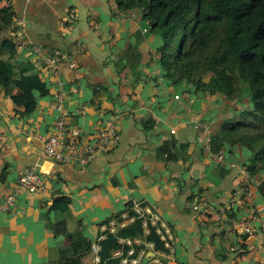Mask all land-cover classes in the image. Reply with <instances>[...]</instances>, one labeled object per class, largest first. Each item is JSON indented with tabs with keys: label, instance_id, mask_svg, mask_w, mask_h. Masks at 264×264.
<instances>
[{
	"label": "crops",
	"instance_id": "crops-1",
	"mask_svg": "<svg viewBox=\"0 0 264 264\" xmlns=\"http://www.w3.org/2000/svg\"><path fill=\"white\" fill-rule=\"evenodd\" d=\"M3 2L25 21L19 28L14 63L33 60L29 51L33 45L45 54L56 50L68 54L76 64L72 80L64 79L69 126L88 142L115 117L120 139L85 167L56 163L42 154L56 117L53 80L40 74L47 94L37 98L30 116L14 112L10 91L0 95V196L13 191L17 174L26 168L37 169L45 186L43 193L21 195L8 213L0 214V264L58 262L64 252L68 255V235L80 233L92 247L109 223L129 212L136 215L134 206L160 215L169 252H154L146 243V254L140 252L123 264H141L147 255V264L264 261V199L258 179L251 206L237 208L234 217L248 219L254 231L244 251L229 253L234 241L224 238L216 221L229 208L230 195L241 187L247 163L243 151L223 152L220 164L207 149V141L219 136L222 123L229 119L213 115L214 103L221 109L225 103L216 97L183 96L166 85L153 57L158 41L141 32L146 28L140 18L136 22L118 14L112 0ZM34 68L40 70L35 63ZM206 126L210 137L204 133ZM170 140L176 160H166L159 151ZM193 164L204 166L198 181L189 175ZM224 170L228 173L219 178ZM202 199L215 211L211 218L193 209ZM143 228L147 233V226ZM82 261L95 264L92 252Z\"/></svg>",
	"mask_w": 264,
	"mask_h": 264
},
{
	"label": "trees",
	"instance_id": "trees-1",
	"mask_svg": "<svg viewBox=\"0 0 264 264\" xmlns=\"http://www.w3.org/2000/svg\"><path fill=\"white\" fill-rule=\"evenodd\" d=\"M3 1L0 0V95L10 91L14 112L30 116L36 109L37 98L45 96L47 89L33 60L14 63L18 19ZM112 2L118 14L135 13L147 32L156 37L153 57L166 85L183 96L216 97L227 102V107L235 106L236 114L226 119L219 136L209 141L210 152L243 151L247 155L243 167L258 179L257 189L264 199V0ZM174 144L173 140L166 141L159 148L166 160L177 159L171 153ZM227 173V170L220 172L219 178ZM60 203L62 200L56 201L55 206ZM237 210L227 209L224 217L234 218ZM200 216L212 217L205 213ZM128 217L135 221L114 234L104 232L98 264H122L124 260L136 259L140 252L146 254V243L153 246L154 252L168 254L155 227L147 224L145 233L141 219L132 212ZM68 237L71 241L68 255L64 252L58 262L51 264H83L90 242L80 233ZM233 241L237 253L245 250V243ZM115 253L119 256H114Z\"/></svg>",
	"mask_w": 264,
	"mask_h": 264
},
{
	"label": "built area",
	"instance_id": "built-area-1",
	"mask_svg": "<svg viewBox=\"0 0 264 264\" xmlns=\"http://www.w3.org/2000/svg\"><path fill=\"white\" fill-rule=\"evenodd\" d=\"M24 19L17 20L19 28H23ZM30 55L33 57V62L40 69L41 74L45 78L53 80L54 86V108L56 117L52 127L51 134L43 141L42 154L45 158L56 163H69L75 167H85L90 164L97 154L105 153L116 147L119 143V133L117 130V118L110 119L104 127L98 131L88 142H82V136L78 129H73L69 126V111L65 106L66 102V82L61 74L59 65L66 64L69 69L74 70L76 64L69 60L68 54L56 50L50 54H45L44 50L39 46L29 47ZM176 99L178 97H175ZM83 113V111H81ZM204 133L208 137L211 136L208 126L204 127ZM209 139V138H208ZM210 141V139H209ZM207 141V142H209ZM207 149L210 152V145L207 144ZM212 154V153H211ZM214 161L222 164L224 163V154H212ZM242 184L241 187L230 195L229 208L235 210L237 208H249L252 203V190L257 182L256 177H252L245 168L241 172ZM45 191L44 178L42 174L35 168H26L17 174L16 184L11 193L0 196V214L8 213L16 204V200L25 193H43ZM198 213H205L215 215V211L209 203L202 199L193 207ZM138 219H141L143 226L147 224L155 227L160 239L167 246L166 237L161 233L160 215L154 210H143L137 206L133 207ZM135 221V218L123 215L120 221H112L109 223L106 230L112 234L127 224ZM218 229L223 230L226 239H236L239 244L246 243L254 238V231L248 219H227L224 215L216 217ZM104 236L97 243L92 245L91 252L94 255V263H99L98 253L100 251V242ZM130 245L129 242H126ZM139 243L138 241L135 242ZM152 247V245H149ZM239 246V245H238ZM236 246H231L230 254L236 252ZM114 256H119L115 253ZM124 260L122 262L126 263ZM167 264H170L169 262ZM259 264H264L261 261Z\"/></svg>",
	"mask_w": 264,
	"mask_h": 264
},
{
	"label": "water",
	"instance_id": "water-1",
	"mask_svg": "<svg viewBox=\"0 0 264 264\" xmlns=\"http://www.w3.org/2000/svg\"><path fill=\"white\" fill-rule=\"evenodd\" d=\"M10 39V38H8ZM61 74L63 76V78L66 81H70L72 80V78L74 77V71L72 69H69V67L66 64H60L59 65ZM204 170V166L199 165V164H193L190 171H189V175L192 178L193 181H198L201 178V173ZM151 257L153 256V253H151ZM149 255H147L141 262V264H147L148 263V259H149Z\"/></svg>",
	"mask_w": 264,
	"mask_h": 264
},
{
	"label": "rangeland",
	"instance_id": "rangeland-1",
	"mask_svg": "<svg viewBox=\"0 0 264 264\" xmlns=\"http://www.w3.org/2000/svg\"><path fill=\"white\" fill-rule=\"evenodd\" d=\"M128 15V18H130V19H132L133 21L135 20L136 22L137 21H139L138 20V18H140V17H138L135 13H130V14H127ZM141 30V32H143V33H147V31L145 30V29H140ZM150 36V35H149ZM151 37H152V35H151ZM150 37V38H151ZM155 42V41H154ZM179 98V97H178ZM177 98V99H178ZM218 101H220V102H223V103H225L224 105H226L225 107L224 106H222L223 108L221 109L220 107H219V105H218V102H216V103H214V108H213V115H215V117H216V114H217V118H219L220 117V115H224L223 117H227V118H231L234 114H236V109H235V106H229V107H227V102H224L222 99H218ZM218 115H219V117H218ZM214 117V116H213ZM216 118V119H217ZM198 122V121H197ZM196 125H199V127H201V126H203V125H200V124H196ZM208 128L210 129V126H208ZM210 139H211V137H210Z\"/></svg>",
	"mask_w": 264,
	"mask_h": 264
}]
</instances>
